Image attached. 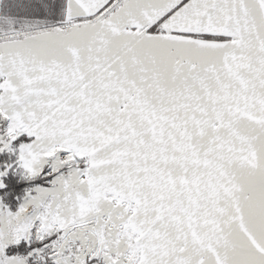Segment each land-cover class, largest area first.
Here are the masks:
<instances>
[{"label": "snow or ice", "instance_id": "obj_1", "mask_svg": "<svg viewBox=\"0 0 264 264\" xmlns=\"http://www.w3.org/2000/svg\"><path fill=\"white\" fill-rule=\"evenodd\" d=\"M0 264H264V0H0Z\"/></svg>", "mask_w": 264, "mask_h": 264}]
</instances>
